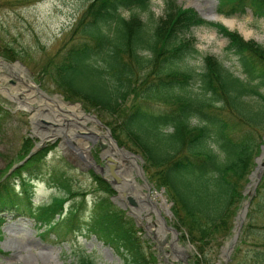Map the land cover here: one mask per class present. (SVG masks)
<instances>
[{"label": "trees", "instance_id": "1", "mask_svg": "<svg viewBox=\"0 0 264 264\" xmlns=\"http://www.w3.org/2000/svg\"><path fill=\"white\" fill-rule=\"evenodd\" d=\"M150 4L151 0H90L71 44L47 59L45 71L67 97L110 113L113 119L105 122L119 144L143 155L149 180L164 187L173 202L175 226L197 250L190 264H210L218 256L233 235L235 217L246 199L247 217L228 264H264V170L255 192L244 193L264 143V45L175 0L167 1L164 15L154 23L145 21L139 11ZM248 8L264 17V0L219 2V10L227 15ZM125 9L132 13L124 15ZM201 24L215 26L229 38L228 48L239 55L243 76L214 53H207L201 65L189 62L199 54L190 31ZM6 113L10 111L0 105V124ZM23 141L19 159L11 160L0 175V211L14 206L56 229L64 221L65 201L79 192L72 189L64 170L47 171L53 144L12 168L34 146L30 136ZM43 173L65 193L34 207L32 181ZM91 173L102 193L94 201L88 231L113 245L124 264L157 261L153 252L147 256L136 222L113 202L115 188L100 173ZM16 179L21 180L23 196L15 190ZM82 205L69 209L70 228ZM247 244L248 252L242 253ZM78 264L95 262L83 254Z\"/></svg>", "mask_w": 264, "mask_h": 264}, {"label": "rangeland", "instance_id": "2", "mask_svg": "<svg viewBox=\"0 0 264 264\" xmlns=\"http://www.w3.org/2000/svg\"><path fill=\"white\" fill-rule=\"evenodd\" d=\"M167 1L151 0L148 9L139 11L141 17L145 21L154 23L164 15ZM175 1L180 5L195 7L202 16L216 12L232 18L234 19V24L231 26L233 30H238L245 38H253L264 45V17L256 16L251 9L243 14L227 16L219 12V0ZM89 2L90 0H0V59L11 63L10 65L0 63V105L10 111L9 114L2 115L3 120L0 124V175L11 160L19 159L23 140L26 137H32L35 143L39 140L38 134L41 131L46 130L49 126H57V128L60 126L65 132H62L60 137L52 142L53 148L49 150L46 157L49 165L47 171H51L53 167L64 170L72 189L79 192L70 196L65 202V214L71 206L83 203L77 217V223L80 225L67 230L66 228L70 227L72 221V215L69 214L61 224L59 231L48 229L46 224L39 222L30 214H22L21 210H17L13 206L4 208L0 212V228L3 232V236L0 238V264H78L80 256L83 254L90 255L95 264H124V256L113 245L106 243L97 234L87 230L85 221L90 218L93 203L101 195L102 190L97 188V182L91 171L84 169L86 163L81 161L83 169L78 166V157L74 148L67 146L63 150L58 143L60 140L68 138L67 133L73 130V132H77L73 139L83 148L86 143L89 144L90 148L87 154L93 155L99 163H104L101 156L107 149L111 151L110 155L114 159H118L123 165L126 163L122 161L121 157L114 154V150L109 148L110 140L108 136L104 135L106 132L104 126L93 120L78 118L77 114L64 111L63 109L69 108L68 105H64V107L61 105L62 109L59 108L55 102L40 95L29 85V81H33L44 89L51 96L50 98H55L54 96L57 95L68 104L76 105L75 102H80L85 113L96 114L105 124L107 119H113L110 113L89 107L83 99L67 97L59 89L57 82L49 76L48 70L45 71L44 65L47 59L54 55L61 46L68 47L71 44L74 27ZM131 13L132 11L128 9L123 11V14L127 16ZM205 19L221 21L206 17ZM246 31H250L249 35H246ZM190 34L195 37L199 48V54L189 58L191 64L201 65L203 64L202 58L207 53H214L231 70L244 75L239 55L228 48V38L220 33L215 26L209 24L194 26ZM9 54L16 55V58H10ZM17 60L25 66L27 73L21 69L23 65L17 68L11 67ZM262 90L264 91V88ZM47 103L49 104L47 105ZM36 108L40 114L35 129L30 116ZM61 113L65 115L62 116ZM53 121L56 124L53 125ZM82 123H86V127ZM88 128L95 129L98 135H103V137H96L93 143L86 137L90 136ZM102 144L105 147H102ZM139 162L144 164L140 160ZM102 172L104 176L114 182L115 177H113L112 171ZM133 174L136 184L129 182L127 189L142 198L141 218L136 219L125 209L124 214L130 220L139 223L138 226L141 229L138 230V234L142 239L147 256L150 255V252L158 255L157 261L153 263L148 261L146 264H188L183 262L182 258H187L190 263L197 252L195 246L190 247L188 251L181 249L177 254L174 253L171 245L172 231L162 227L161 219L158 218L153 203L143 194L144 191H147L143 179L137 175L136 171H133ZM47 178L46 174L33 181L32 200L35 206L49 203L55 195L64 193V190H59L55 183H49ZM15 183V189L19 194L23 190L21 182L16 180ZM153 184L151 197L165 217L167 224L175 225L173 214H169L167 209L161 206L159 197L155 196L156 192H160L159 190L162 188ZM250 187L253 189L252 184ZM246 189L247 187L244 193L247 196L251 194V191L246 192ZM166 197L168 201H171L167 195ZM114 202L117 206L118 199H114ZM148 215L151 216L150 221H148ZM146 226L150 228V233L147 232ZM181 234L182 232L178 234L179 244L189 247L190 241L184 239ZM223 245L220 247L218 256H214L209 262L210 264L217 262L226 264L225 257L222 256ZM236 245L237 243L229 253L231 258L228 262L233 259ZM249 247L250 245H245L242 253L248 252ZM173 255L178 258L173 259ZM166 260L172 263H168Z\"/></svg>", "mask_w": 264, "mask_h": 264}, {"label": "water", "instance_id": "3", "mask_svg": "<svg viewBox=\"0 0 264 264\" xmlns=\"http://www.w3.org/2000/svg\"><path fill=\"white\" fill-rule=\"evenodd\" d=\"M36 86H37V89L39 90V92L41 94H43L46 97H49V95L41 87H39L38 85H36ZM37 116H39L38 111H36L34 114L31 115V121L32 122H36V117ZM91 116L95 119V121H97V123H99L100 125H103V126H105L107 128L105 135L108 136L109 139L112 140L115 143V145H116V147L118 149V151L115 152V153L118 154L120 157H122L123 160H125L127 163H130L129 170L126 172V174L130 175L131 177L134 178L133 170L135 169L136 173L144 180V186L147 189V191L144 192L145 196H147L149 199H151V196H150L151 183L148 181V179L145 176V171H144L143 166L138 162V159L143 161L142 155L137 153V152H135V151H133V150H131V149H129V148H127V147H125V146L119 145L117 140L114 138V136H113V134L111 132V129L109 127H107L99 118H97L96 115H91ZM53 124H55V122ZM48 129L50 131H45V132H42V133L38 134L39 137H40V140L36 142L35 146L32 149L33 151L36 150L41 145L45 144L46 140H54L56 137L60 136L62 132H65V130L62 127H59V128L49 127ZM89 132H90V134L92 136H86V137L91 139L94 142L95 141V137L97 136V133L95 131H93L92 129H90V128H89ZM67 134L69 135L70 138L69 137L68 138H64L63 141H66L69 144L76 143V141L71 136H75L77 133L71 131V135H70V133H67ZM98 136L102 137L101 135H98ZM61 146L64 147V145L62 143H61ZM103 146H105V145H103ZM87 147H88V145H87ZM262 147H263V150H262L261 154L256 159L257 160V165H256L255 169L253 170V172L250 175V177H251V179H252V181H253V183L255 185L257 184L258 179L261 176V172H262V169H263V166H264V160H263V158H264V145ZM75 149H76V152H77L78 156L81 159H83L85 161L88 160L81 147L78 146V147H75ZM102 156L104 158H106V164L110 165V167H111V169L113 171L112 172L113 175L115 177H117V179L114 180V182H116L115 187L118 190V193H117V195L115 197L121 199V202L119 204L122 207H125V208L128 207L129 211L133 215L138 217L139 214H140V211H141L140 208L142 206H141V203H139V201L135 197V195H133V194H131V193H129L127 191L126 183L129 182V178L126 177V176L118 175L117 171L113 170V168H115V166L119 167L120 165H118L119 164L118 160L114 159V157L112 155H110L109 152H106V153L102 154ZM113 161H116V162L113 163ZM88 165H92V166H95V167L99 166L101 169H104V166H102L100 164H97L93 157H91V161H88ZM122 170H124V168H121V170H118V172L122 171ZM256 177H258V179H256ZM112 182H113V180H112ZM247 191H250V188H247L246 192ZM152 202L154 203V201H152ZM247 207H248V201L245 202L244 206L242 207V209L237 214L235 227H234V231L235 232H234L233 237L222 248V256L225 257L226 261L229 259V257H230L229 253H230L231 249L233 248L234 244L236 243V241H237V239L239 237V233H240V230H241V227H242V223L245 220V217H246V214H247ZM168 211H169V213H171L170 209ZM161 217H162L163 223L165 224L166 223L165 218L163 216H161ZM167 227L169 229H171L172 232H173V240L174 241H173L172 248H173L174 253L177 254L179 249L188 250L189 247H193V244H191V243L188 244L189 247H186V246L182 245L181 248H177L176 246H174L175 243H177V240L179 239V236H178V232L179 231H178V229L176 227H174L172 225H167ZM172 258L173 259H177L178 257L176 255H174V256H172ZM182 260L184 262H187V258H182ZM218 264H221V263H218Z\"/></svg>", "mask_w": 264, "mask_h": 264}, {"label": "bare ground", "instance_id": "4", "mask_svg": "<svg viewBox=\"0 0 264 264\" xmlns=\"http://www.w3.org/2000/svg\"><path fill=\"white\" fill-rule=\"evenodd\" d=\"M206 18H210V19H222L223 21H225L227 24H229L230 26H233V21H234V19H232V18H229V17H225V16H223V15H221V14H219V13H216V12H214V13H212V14H203ZM235 26V25H234ZM249 33H250V31H246V35H249ZM18 66L15 64L14 65V68H17ZM24 73H25V71H23ZM29 84H30V86L32 87V88H34L35 89V91L37 90L38 91V89H37V86H36V84L33 82V81H29ZM45 98H47V99H50L51 101H53V102H55L58 106H59V108L61 107V105L64 107V105H68V107H69V110L71 111V112H73L74 114H77V115H84V116H87V114L83 111V109L81 108V106L79 105V104H76V105H71V104H67L65 101H63L61 98H58L57 96L55 97L56 98V100H55V98H50V97H46V96H44ZM49 103H47V105H48ZM59 110V109H58ZM89 116V115H88ZM92 116H89V118H91ZM79 118V117H78ZM60 124V123H59ZM67 132V131H66ZM85 138V137H84ZM105 140V139H104ZM106 141V140H105ZM111 142H112V150H115V152H117L118 151V149H117V147H116V145H115V143L112 141V140H110ZM111 145V144H110ZM135 184H136V182H135ZM160 192H156V194H155V196H157V197H159V199L161 200V202H160V204H161V206H163V207H165L166 209H167V207H168V203H167V198H165V196H164V191L163 190H159ZM156 210H157V208H155ZM162 227L163 228H167L166 227V225L165 224H163L162 225ZM168 229V228H167ZM174 246H176L177 248H181L182 246L179 244V243H175V245Z\"/></svg>", "mask_w": 264, "mask_h": 264}]
</instances>
